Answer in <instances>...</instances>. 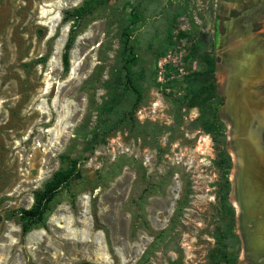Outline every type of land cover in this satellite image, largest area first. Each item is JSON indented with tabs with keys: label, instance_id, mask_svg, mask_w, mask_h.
Wrapping results in <instances>:
<instances>
[{
	"label": "rangeland",
	"instance_id": "rangeland-1",
	"mask_svg": "<svg viewBox=\"0 0 264 264\" xmlns=\"http://www.w3.org/2000/svg\"><path fill=\"white\" fill-rule=\"evenodd\" d=\"M77 7L88 12L65 13ZM233 54L245 58L236 70L223 60ZM209 81L223 99L222 142L210 111L188 105ZM238 94L264 118V0H0V264H208L225 224L221 146L232 157L230 202L256 194L234 164L250 149L236 131L243 115L226 112ZM70 159L80 176L23 234L13 210L31 207ZM241 241L224 238L236 264H262L241 259Z\"/></svg>",
	"mask_w": 264,
	"mask_h": 264
},
{
	"label": "trees",
	"instance_id": "trees-1",
	"mask_svg": "<svg viewBox=\"0 0 264 264\" xmlns=\"http://www.w3.org/2000/svg\"><path fill=\"white\" fill-rule=\"evenodd\" d=\"M88 10L82 7L67 10L65 13L69 17L82 18ZM124 50L128 53V58L124 64L127 69L129 63L135 58L132 45L129 42V35L124 33ZM72 37L68 38L62 55V63L64 69L69 67V50L71 48ZM205 63L204 75H211L215 69L214 58L210 54H205L203 57ZM129 81V79H127ZM223 104V99L217 92L216 84L213 81L202 84L188 99L189 106H202L210 111L211 119L208 123L209 132L221 139L226 137V125L220 118L218 108ZM222 142V140H221ZM213 164L220 170L219 179V202L220 211L225 219V224L222 230L215 234V243L208 253V264H236V260L228 252V245L224 242L225 237H232L236 244H239V237L232 230L231 226L235 216V208L229 200V193L231 189V181L229 178L230 170L232 168V158L230 152L226 147L221 146L218 150L217 158L213 159ZM80 171L77 168V160L70 159L69 167L62 171H57L50 181H48L43 188L34 191V203L29 208L19 207L13 210L17 213L21 231L25 234L34 225L43 220L45 214L51 209V201L59 192L62 186L67 185L73 178L79 177Z\"/></svg>",
	"mask_w": 264,
	"mask_h": 264
},
{
	"label": "bare ground",
	"instance_id": "bare-ground-1",
	"mask_svg": "<svg viewBox=\"0 0 264 264\" xmlns=\"http://www.w3.org/2000/svg\"><path fill=\"white\" fill-rule=\"evenodd\" d=\"M223 60L227 62L229 66L233 67L236 70L238 69L239 63L245 60V58L237 57L234 56L233 54V56L225 55L223 57ZM241 73H237V75L241 74L242 76L244 74L243 79H246L247 76L245 75V72L243 71ZM233 91L234 93H236V90ZM239 96H236L233 99L231 106L229 104L226 110L228 114L232 113V111L235 110V111H239L240 114L243 115L239 121V124L237 125L236 131H240L241 129H243V126L246 123L249 115L251 114L250 111L252 109L251 106H248L249 104L248 101H244L247 98L246 97L242 98L243 97L242 95ZM241 154L242 157L239 156ZM234 156H235L234 164L236 166L238 164H241V166H243L244 171L249 170L251 178H253V180H256L254 185L251 183L252 181L250 180L251 178L250 179L247 178L249 184L248 189H250L251 187L253 191L256 193L254 195L255 198L251 205H250L251 202L248 201L247 197H245L246 191H243V193L239 191L238 201H234V200L232 201L235 207L237 208V211L240 214H243V218H244V212H242L243 209L249 210L251 208V212L249 216L245 217V219L242 218L241 220L242 223L238 225V228L241 229L240 236L242 239L241 259H243V261L250 259L252 262L264 264V160L262 158H257L256 156H254L250 152V149H247L244 145L241 149V152L238 150L237 154ZM241 179H243V177ZM239 182L240 180L237 181L236 183L239 184ZM246 188L247 187L245 186V189ZM254 216L259 218V221L257 222L256 225L249 223V219L251 221L253 219L254 221L253 218Z\"/></svg>",
	"mask_w": 264,
	"mask_h": 264
},
{
	"label": "water",
	"instance_id": "water-1",
	"mask_svg": "<svg viewBox=\"0 0 264 264\" xmlns=\"http://www.w3.org/2000/svg\"><path fill=\"white\" fill-rule=\"evenodd\" d=\"M251 109L250 115L241 129L245 141L249 144L250 150L257 158L264 157V118L257 117L256 111ZM231 192V191H230Z\"/></svg>",
	"mask_w": 264,
	"mask_h": 264
},
{
	"label": "flooded vegetation",
	"instance_id": "flooded-vegetation-1",
	"mask_svg": "<svg viewBox=\"0 0 264 264\" xmlns=\"http://www.w3.org/2000/svg\"><path fill=\"white\" fill-rule=\"evenodd\" d=\"M232 158V157H231ZM236 210V209H235ZM236 219V218H235ZM239 235V234H238ZM240 237V236H239ZM241 243H242V241H241Z\"/></svg>",
	"mask_w": 264,
	"mask_h": 264
}]
</instances>
